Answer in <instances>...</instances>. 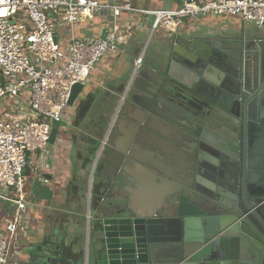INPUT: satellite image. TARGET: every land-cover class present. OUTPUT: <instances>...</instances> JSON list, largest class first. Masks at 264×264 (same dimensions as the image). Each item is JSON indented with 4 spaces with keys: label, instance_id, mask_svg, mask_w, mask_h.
Returning <instances> with one entry per match:
<instances>
[{
    "label": "water",
    "instance_id": "water-1",
    "mask_svg": "<svg viewBox=\"0 0 264 264\" xmlns=\"http://www.w3.org/2000/svg\"><path fill=\"white\" fill-rule=\"evenodd\" d=\"M221 34L165 38L157 81L141 78L144 103H132L111 149L82 264H264V24ZM83 90L71 88L68 106ZM56 239L49 231L30 245L28 264H75L54 256Z\"/></svg>",
    "mask_w": 264,
    "mask_h": 264
},
{
    "label": "built area",
    "instance_id": "built-area-1",
    "mask_svg": "<svg viewBox=\"0 0 264 264\" xmlns=\"http://www.w3.org/2000/svg\"><path fill=\"white\" fill-rule=\"evenodd\" d=\"M107 10L112 23L103 37L89 40L70 35L65 50L56 30L72 31L96 11ZM122 13L151 18L152 31L177 27L182 18L231 16L255 26L264 24V0H213L203 4L183 0L177 9L141 10L128 4H102L95 0H0V106L12 105L0 117V201L14 207L0 232V264H7L16 234L26 229L28 195L24 192L25 169L30 157L49 145L51 124L61 123L71 88L87 85L90 71L103 57L119 49L130 28L118 29ZM56 39V42H55ZM134 60V69L142 63ZM26 94L27 101L20 100ZM105 144L101 140L99 153ZM46 182V181H44ZM89 219V216L87 217Z\"/></svg>",
    "mask_w": 264,
    "mask_h": 264
},
{
    "label": "crops",
    "instance_id": "crops-1",
    "mask_svg": "<svg viewBox=\"0 0 264 264\" xmlns=\"http://www.w3.org/2000/svg\"><path fill=\"white\" fill-rule=\"evenodd\" d=\"M95 1L108 5L128 4L141 10L177 9L183 4V0ZM188 1L203 4L213 0ZM116 21L118 29L128 27L132 21H139V23L135 28H130L125 42L120 43L117 51L103 57L90 71L87 85L81 96L73 106H68L62 113L55 143L49 144L39 158L38 153L30 157V165L24 172V192L28 195V208L25 212L26 229L16 234L7 264H28L32 257L30 245L49 231L57 235L54 244L59 245V256L65 254L73 257L75 264H82L86 260L88 220L91 219L101 190L95 189V185L87 187L86 182L89 176L87 164L94 156V148L91 144L93 138L90 136L85 138L82 133L86 131V134H92L91 119L98 112L100 105L110 101L111 106L116 104V99L125 88V84L131 81L133 63L141 49V37L147 33L154 34L153 47L144 58L146 61H151L158 57L166 37L174 38L185 30L194 31L200 28L202 38L212 35L220 40L221 33L226 30L236 29L242 24L255 26L231 16L182 18L181 24L177 27H171L168 30L159 28L155 31L151 29V18L138 14L122 13ZM111 23L110 12L101 10L96 11L92 19L78 22L72 31L67 25L62 24L56 30L59 47L62 50L67 48L70 35L84 40L104 37ZM122 76L124 78L120 82ZM20 100L26 102V94H22ZM11 105L10 101H6L0 106V117ZM92 110L95 111L94 115ZM88 113H91L93 117L91 115L90 118ZM82 182L83 184L85 182V188L82 187ZM151 190L152 188H145L143 192L146 191V193L140 195V202L150 198ZM13 209L14 207L10 204L0 201V232L4 231ZM88 216L89 219H87Z\"/></svg>",
    "mask_w": 264,
    "mask_h": 264
},
{
    "label": "flooded vegetation",
    "instance_id": "flooded-vegetation-1",
    "mask_svg": "<svg viewBox=\"0 0 264 264\" xmlns=\"http://www.w3.org/2000/svg\"><path fill=\"white\" fill-rule=\"evenodd\" d=\"M156 64L157 58L151 61H146V59L143 58L140 67L137 70L133 69V72L135 74L132 76L131 81L125 84V88L118 95L116 104L111 106V101L109 103L103 102L98 108V112L94 117L93 113L95 111L92 110L93 115L91 113H88L90 118L91 115L93 117L90 123L92 134H86V131L82 134L85 138H87L88 136L93 138V141L91 142L94 148L93 158L97 154L100 155V157H102L103 155L105 160L103 163H100V161L95 163L93 167V175H95L96 179L94 183V185L96 186L95 189H99L101 181H103L107 177L109 172L108 163L113 165L115 162L113 156L111 155V149L114 148V143L119 139V137H121L120 133L127 134L129 132V125L126 124V122L122 121L128 118V116L134 115V111H136L137 108L134 107L132 103L136 101L138 103H144L141 98H138V96L144 97L148 88V86H146L145 82L142 79H145L147 77L151 82L157 81L154 70L156 68ZM139 75L140 78L138 77ZM136 116L138 117V110L136 112ZM151 117L152 116L148 114H144L141 120H145V122L148 121V125L155 126L156 123L153 117ZM102 139H105V144L103 145L99 153ZM93 158L90 159L89 163L87 164V170L90 169V166L93 163ZM54 249H56V252H54L56 253V256L57 252L59 251V245L54 244Z\"/></svg>",
    "mask_w": 264,
    "mask_h": 264
},
{
    "label": "rangeland",
    "instance_id": "rangeland-1",
    "mask_svg": "<svg viewBox=\"0 0 264 264\" xmlns=\"http://www.w3.org/2000/svg\"><path fill=\"white\" fill-rule=\"evenodd\" d=\"M154 34H146V35H144L143 37H141V39H140V41H141V49H140V52H139V54L141 55H143L142 56V58H146L147 57V55L150 53V51H151V48L153 47V43H154V36H153ZM156 35V34H155ZM112 74V73H111ZM107 76H110V74H107ZM124 77H125V75H124ZM123 76L120 78V82L121 81H123V78H124ZM89 180H90V177L88 176V180H87V187H88V185H89ZM95 175H92V181H91V183H90V185H91V187L94 185V183H95ZM82 184H83V182H82ZM81 184V185H82ZM83 188H85V182H84V184H83V186H82ZM88 189V188H87Z\"/></svg>",
    "mask_w": 264,
    "mask_h": 264
},
{
    "label": "trees",
    "instance_id": "trees-1",
    "mask_svg": "<svg viewBox=\"0 0 264 264\" xmlns=\"http://www.w3.org/2000/svg\"><path fill=\"white\" fill-rule=\"evenodd\" d=\"M88 108V107H87ZM88 110V109H87ZM85 111V110H84Z\"/></svg>",
    "mask_w": 264,
    "mask_h": 264
}]
</instances>
